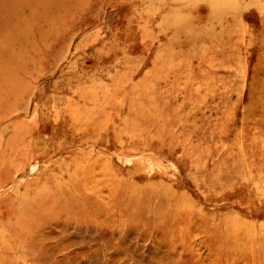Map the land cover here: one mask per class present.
Segmentation results:
<instances>
[{"label":"rangeland","instance_id":"obj_1","mask_svg":"<svg viewBox=\"0 0 264 264\" xmlns=\"http://www.w3.org/2000/svg\"><path fill=\"white\" fill-rule=\"evenodd\" d=\"M0 264H264V0H0Z\"/></svg>","mask_w":264,"mask_h":264},{"label":"bare ground","instance_id":"obj_2","mask_svg":"<svg viewBox=\"0 0 264 264\" xmlns=\"http://www.w3.org/2000/svg\"><path fill=\"white\" fill-rule=\"evenodd\" d=\"M87 94V93H86ZM91 95V94H88V96Z\"/></svg>","mask_w":264,"mask_h":264}]
</instances>
